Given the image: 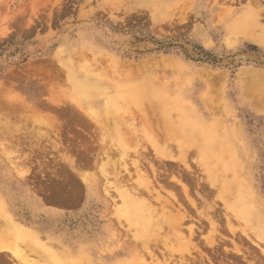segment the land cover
I'll use <instances>...</instances> for the list:
<instances>
[{"label": "rangeland", "instance_id": "obj_1", "mask_svg": "<svg viewBox=\"0 0 264 264\" xmlns=\"http://www.w3.org/2000/svg\"><path fill=\"white\" fill-rule=\"evenodd\" d=\"M142 1L145 0H0V199L6 214L0 213V242L10 247L18 242L9 231L8 221L12 220L32 226L58 256L70 252L68 260L62 259L64 264H99L111 241L116 248L130 245L126 227L115 225L118 217L114 216L112 200L117 193L107 198L102 185L106 179L101 178L106 164L103 171H108V177L112 175L109 181L113 183L105 186L118 188L119 176L127 174L120 162H125V156L132 175L136 173L134 163L138 162L145 169L147 166L148 172L153 167L157 175L163 174L160 179L168 178V170L172 175L181 174L189 186L188 196L176 186L177 194L171 188L167 190L174 192L175 198L167 192L168 197H164L174 200L176 208H183L180 214L188 215L181 234L186 240V236L190 238L187 231L193 230L190 249L178 250L177 242L167 237L172 234L161 233L157 242L150 244L148 258L138 248L144 264H264V103L257 106L253 92H247L244 84L248 74L264 75V44L240 35L232 45L229 39L235 36V29H228L247 12H258L260 32L257 29L254 34L260 36L264 32V0H176L170 7L164 3L166 0ZM164 58L181 62L184 71L154 69ZM142 63L151 69L148 78L156 81L155 85L166 81L169 86L177 84L173 98L181 95L185 103L194 105L192 109L199 119L184 117L183 130L199 144L210 142L211 133L206 129L197 133L196 126L219 121L216 135H220V154L225 162L234 159L235 167L227 171L211 161L210 165L217 167L213 185L204 181L208 177L204 167L199 172L201 167L195 164L201 160L193 152L189 156L193 162L186 159L190 164L187 171L184 166L177 169L179 165L171 161L177 172L168 167L169 161L164 165L155 158L156 162L151 160L154 155L148 152V141H133L150 126L136 109L129 116V110L123 112L127 105L117 100L119 110L97 118L83 107L81 100L87 106L93 100L83 97L73 76L82 80L86 74L96 75L103 82L105 98H109L116 95L120 79L136 72L132 65ZM140 72L137 70L134 78ZM206 94L211 100L209 105L204 101ZM174 116L181 117L177 112ZM135 131L136 136L132 134ZM120 141L128 146H120ZM195 151L199 153L200 149ZM15 158L18 159L14 161ZM128 159L132 161L128 163ZM232 177L246 185L247 196H220L222 182ZM189 198L196 207L190 205ZM238 201L256 214L253 224L227 207L229 202ZM140 237L136 234V238ZM141 238H145L144 234ZM80 245L85 249L83 253ZM22 249L28 253L26 260L5 251L0 252V264H54L44 254Z\"/></svg>", "mask_w": 264, "mask_h": 264}, {"label": "bare ground", "instance_id": "obj_2", "mask_svg": "<svg viewBox=\"0 0 264 264\" xmlns=\"http://www.w3.org/2000/svg\"><path fill=\"white\" fill-rule=\"evenodd\" d=\"M147 1L148 0L142 1V3L147 2ZM166 1L167 2H164V3L169 4L168 7L172 6L176 2V0H166ZM256 4H258V3H256ZM228 11H229V9H228ZM257 13L254 14L251 11H249V12H247V14H244L241 18L238 16L240 18L239 21H237L235 23L232 22L233 25L229 26L228 29H235V31H234L235 36L231 37V38H233V40L231 38H230L231 40L229 39V41H230L229 43L234 45L233 42H235V44H236L237 38H235V37L241 35V36H247V38H250L256 44H261V45L264 44V36H263L264 32H262V34L260 36H258V35L256 36L254 34V30L256 31L258 28H260L259 14H257ZM260 14H261V12H260ZM261 16H262V14H261ZM217 22H218V20H217ZM257 31L260 32L259 29ZM114 61L116 62V60H114ZM150 63H151V61H150ZM151 64H154V63H151ZM129 67L130 68L134 67L136 72H137V70H140L141 71L140 74L137 75L139 77L136 76L134 78V75H136L138 73L132 72V75H133L132 77H129V75H127L126 78L120 79L119 80L120 83L116 86V95H114L113 97L110 96L109 98H105L103 90L101 89L102 88L101 85L103 82L98 80L96 78V75L86 74L85 78L82 80L78 79L76 76H73L72 80H73L74 84L76 85L78 91L83 95L84 98L93 100V102L90 103L88 106L86 105V103L83 100H81V102L84 105L83 107L88 108L89 111L91 112V114L93 113L95 116H97V118H98V116L108 114V113L110 114L114 111L119 110V105H117V100H120L121 102L124 103V105H127V107H125V110H123V112L126 110L127 111L129 110L128 111L129 116H133L132 111H134L136 109L137 112L140 114L143 122H145V124H150V126L148 125V128L146 127L147 130L143 131L145 133H142V135L133 138L135 140H133V139L132 140L133 141H136V140L137 141H140V140L148 141V144L150 145V148H148V150L149 149L150 150L148 152L151 151V153H149L150 155L153 152L152 155L155 156V157L151 156L153 158L151 160H154V158H155V159L159 160L161 164H164V162L169 161L168 165H170V166H168V167L175 169V172H177L176 168H174L175 165H174V167L171 166L174 163H177L179 165V168H177L179 170H182V169H180L181 168L180 166L186 167L185 168L186 171H187V169L190 170V168H189L190 164L189 165L187 164L188 161L186 159L191 154L197 155L196 157L200 158L201 161H198V158L196 159L198 161V163L196 161L197 164H195V165L197 168H199L197 166L198 164L201 167L200 168L201 170L199 172H201L203 170L202 168L204 167L203 172H205V175L208 177L207 179H204V181L205 180H206V182L209 181L212 185H213V182L215 181L214 177L216 175L215 170L217 167L215 164L210 165L211 161H212V163H214V161L219 163L227 171H229L235 167V160L234 159L225 162L223 160V157L220 154L221 144L219 143L220 141L217 140L220 138V135L219 134L216 135L217 128H219V124H220L219 121H212L211 124H206L205 122H203V123H200L196 126L199 129V130L195 129V131L197 133L201 132V130H204V129L208 130L209 133H211L210 134V139H211L210 142L204 143V144H199L198 141L195 138H193L194 136L191 135L190 132H186L185 130H183L184 123H185L184 119H183L184 117H187V118L192 117L195 120L199 119V117L197 116V114L192 109L194 107V105L191 104L190 102L185 103L183 101V97L181 95H176L173 98V91H177L179 86L177 84L174 87L169 86L170 84L167 81L163 85H155L154 83L156 81H153L152 78H148L152 72L150 71L151 69L149 70V68L147 67V65L145 63L137 64L136 66L132 65V67L131 66H129ZM134 68H132V70ZM147 68H148V70H146ZM154 69H158V70L162 69L164 71L177 72L180 70L184 71L185 65H183L181 62H179L175 59L164 58L162 60L160 67H155ZM148 71H150V73ZM119 72H120V70H119ZM142 72H144V76H143ZM146 72H148L147 75L145 74ZM134 73H136V74H134ZM249 73H251V71ZM242 74H245V76H247L246 73H242ZM242 76H244V75H242ZM248 76L249 77H246L247 79L243 77V79H246L245 83H244L246 86L245 87L246 91L247 92H250V91L253 92L254 99L256 101L255 104H257V106L258 105L263 106V103H264V75L261 73H251V74H248ZM13 77H14V75H12V77H10L11 80ZM106 77H108V76H106ZM111 79L110 80L107 79V80L112 81ZM141 80H143V81H141ZM212 80H208V82H212ZM100 82H102V83H100ZM9 83L10 82H8V84ZM150 90H153L152 93L150 92ZM19 99H21V97ZM101 101H102V104L100 105ZM204 101L207 105H209L211 103V100L207 94L204 95ZM77 107H78V105H77ZM155 111L157 112L156 113L157 115L155 114ZM95 112H96V114H95ZM176 112L181 117L174 116V113L176 114ZM150 113H154V114L152 115ZM108 115H105V118ZM215 119L216 118H214V120ZM0 123H1V120H0ZM118 124L119 123L117 122L115 125H117V127H118ZM118 132H119V129H118ZM132 134L134 136L138 135L136 131ZM120 143H122V142L120 141L119 144ZM121 145H122V147L128 146L126 143L120 144V146ZM172 145L175 147V153L172 151V150H174ZM202 148H205L206 150L203 152ZM194 149L195 150L200 149V152L197 153V151H195ZM125 151H127V150L125 149ZM191 152H193V153H191ZM124 155H120V156H124ZM194 155H192V156H194ZM147 157H148L147 155L144 156V158L149 161V159ZM120 158H123V157H120ZM16 159H18V158H15L13 160L15 161ZM124 159L126 162L127 159L125 156H124ZM8 160L11 161V163L12 162L14 163V161L12 159L11 160L8 159ZM190 160H191V158H190ZM131 161L132 160L128 159V163ZM154 161H152V162H154ZM170 161L172 163L173 162L174 163L170 164ZM73 162H75V161H73ZM120 162H121V167L123 166L122 169L123 170L125 169L123 173H127V174H125V175L123 174V175L124 176L128 175V176L126 177L127 179L124 178L123 175H122V177L119 176L120 178L117 176L120 179V181H119V179H118V181L121 183H119L117 181V177L114 178L118 182V184L120 185L118 188H115V189L112 188L113 187L112 184H110L112 187L111 186H109V187L105 186L106 183L109 184L113 179V178H110V176H112L111 174H109V177H108V171H106L107 173L104 172L105 167L106 168L108 167V165H106V164L105 165L103 164L104 167L101 166V170H102V167L104 168L103 169L104 171L103 170L101 171V172H103L101 174V178H103V180L106 179V182L103 183L102 185H104L103 189H105L104 191L106 192V193L105 192H103V193H105L107 195V198L109 196L112 199L113 198L112 194H114V196H115V193H117V195H116L117 198L114 197L112 200L115 203L114 206L112 205L114 207L113 210H115L114 212H116L114 216L118 217V219L115 222V225L117 224L119 226L121 225L123 227H126V229L128 230L126 233L129 234L127 236L128 237L130 236V238H129L130 245L125 244L121 247L119 246L116 248L115 246L117 244L114 242V240L111 241L110 242L111 246H107L106 250H104L105 252L103 251V253L100 257L101 260H100L99 264H144V260L140 259L141 252L145 251L147 253L149 248L152 246V245L150 246V244L153 241L155 242L157 240V238L161 235V233L165 234V235L166 234L174 235V236L167 235V237H170V238L172 237V239L177 242L176 244L178 246L176 245L177 247L176 246L175 247L178 248V250L181 249L180 247L185 248L186 250L190 249L189 248L190 245H188V244L191 243V240H193V235H192L193 230H189V231L186 230L188 232V235L190 232V238H188L189 236L188 237L186 236V240H185V237L181 234V232L183 231L181 229V226H182L184 220L186 219V216H188V215L185 216V214H180L182 212L181 210H183V208H181L180 205L179 206L181 209H178V205L176 208L174 206V204H177V203H175V202L172 203V201H174V200L169 201V200L165 199V197H164V196L168 197L166 195V192H167L170 195V197L175 198V196L173 195L174 192L173 193L169 192L170 191L169 189L171 188V189H173V191L174 190L176 191V190H178V189H175L176 186L182 188L181 189L183 191L182 193L185 196H188V194L190 195V192H188L189 186L186 187L187 184L186 185L184 184V182H183L184 179H183V177L181 178V174H178V176H176L177 173L172 175L169 173V170H168L167 171L168 172V178H169V174H170V176H172V179L169 178L170 181L168 182V178L165 179L166 177L160 179V177H162L163 174L160 173L161 176L157 175L156 171L153 167H151V172H148L149 169L147 168V166H146V169L148 171L145 168H143L144 165L141 166L140 163L135 162L134 166L136 168L135 169L136 173H134L135 174V176H134V174L133 175L130 174L131 171H129V169H128V167L130 168L131 166H129V165L127 166V164H126L127 162L125 163L123 160ZM122 162H124L126 164V166L124 164H122ZM204 162L208 164V165H206V167L204 166ZM113 164L117 165L118 163L117 164L113 163ZM130 164H132V163H130ZM177 164H176V166H177ZM113 167H115V166L113 165ZM194 167L195 166H193V168ZM106 170H108V169H106ZM162 171L163 170H161V172ZM173 171L174 170H172V172ZM157 172H159V170H157ZM199 172H197V173L199 174ZM149 173H152V175H150ZM179 173H180V171H179ZM105 174H107V175H105ZM165 174H166V171H165ZM203 174H202V176H203ZM102 175H103V177H102ZM116 175L114 174V176H116ZM118 175H120V173H118ZM189 177L191 178L190 175H189ZM194 178H195V176H194ZM110 179H111V181H109ZM198 180H200V179H198ZM187 181H188V179H187ZM111 183H113V182H111ZM200 185H203V180H202V183ZM190 187H192V186L190 185ZM167 190H169V191H167ZM162 193H164V195ZM230 193H233V194L237 193L240 198H244V196H247L249 194V190L245 184H243L241 182H237L235 180V178L232 177L231 181L230 180H224L222 182L221 190H220V196L225 197L227 199L229 197V195H231ZM176 194H177V191H176ZM117 199L120 200V201H118L119 205H117V203H116ZM189 199L191 202L192 199L191 198H189ZM121 202H122V205L120 206ZM179 203H180V201H179ZM193 203L194 202L192 201L190 203V205L192 204L191 206L194 207L195 205H193ZM196 204H197V202H196ZM206 204H207V202H206ZM116 205L119 206V208ZM227 207L232 209L235 213L238 214L239 217L246 220L247 222H251L253 224L255 221V218L257 219L256 214H254L252 211L248 212L247 209L243 206V204L240 203L239 201L234 203V204H231L229 202ZM0 210H1L0 213L3 212L2 215H4L5 214L4 204H3V201L1 199H0ZM206 210H207V208H206ZM208 210H210V208ZM114 212H113V214H114ZM201 212L199 214L203 215V214H201ZM206 212L209 213L208 211H206ZM203 213L205 214V212H203ZM205 215H207V214H205ZM8 222L10 224V226H8L9 224L7 223L8 224L7 226L10 228L9 229L10 234L12 235V238L17 240L18 242H16L15 245L13 244L14 245L13 247H10L9 245L6 246L2 242H0V252L7 251V252L12 253L15 257L20 258V260H26V256H27L26 253L27 252L25 253L22 249V247L23 248L25 247L26 250L30 251V253L31 252L36 253V254L41 253V255L44 254L54 264H64L62 259L68 260V255L71 254L69 251L65 250L66 253L69 252V254L68 253L65 254V255H67V257L65 255L58 256L55 252L51 251L49 246H47L44 241H42L40 239V237H39L40 235L34 229H31L32 226H30L31 228H28L25 225L19 224L15 221H12V220H10ZM209 224H210V222H209ZM211 227L212 226H210V229H211V231H213ZM119 229H121V228H119ZM184 233H186V232L184 231ZM136 234L138 235V237H139V235L142 237V235L144 234L145 238H141V237L136 238ZM134 235H135V237H134ZM131 236H133V238H135V239H133ZM174 241L173 242L170 241V242L174 243ZM126 242H129V241H126ZM170 242H168V244H170ZM80 246H81L80 247V250H81L80 253H83L85 249H84V247H82V245H80ZM157 247H158V245H157ZM186 247H188V249ZM138 248H139V250H142V251L139 252ZM169 248L171 249L172 247L170 246ZM171 250H173V248ZM178 250H176V251H178ZM186 252H189V251H185V254H186ZM187 254L190 255V253H187ZM145 256H146V254H145ZM148 256L149 255L147 253V258H148ZM46 257L44 259L45 261H46ZM190 257H191V255H190ZM192 257H193V255H192ZM150 259L153 260L152 258H150ZM150 259L147 261H150ZM191 260H194V258ZM151 264H153V262Z\"/></svg>", "mask_w": 264, "mask_h": 264}]
</instances>
